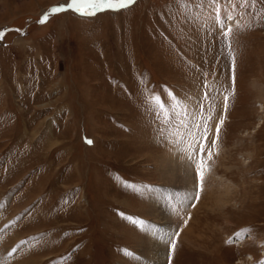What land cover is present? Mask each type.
I'll return each mask as SVG.
<instances>
[{
	"label": "rangeland",
	"instance_id": "1",
	"mask_svg": "<svg viewBox=\"0 0 264 264\" xmlns=\"http://www.w3.org/2000/svg\"><path fill=\"white\" fill-rule=\"evenodd\" d=\"M69 2L0 0V264H264V0Z\"/></svg>",
	"mask_w": 264,
	"mask_h": 264
},
{
	"label": "snow or ice",
	"instance_id": "2",
	"mask_svg": "<svg viewBox=\"0 0 264 264\" xmlns=\"http://www.w3.org/2000/svg\"><path fill=\"white\" fill-rule=\"evenodd\" d=\"M133 0H70L67 4V8L73 9L78 13L87 15L94 14L91 12H81L82 7L88 6L90 9H100V10H119L124 8L128 4L132 3ZM63 10L62 8H54L53 12H59ZM43 22V21H42ZM227 99V97H225ZM87 143H92L91 141H86Z\"/></svg>",
	"mask_w": 264,
	"mask_h": 264
},
{
	"label": "bare ground",
	"instance_id": "3",
	"mask_svg": "<svg viewBox=\"0 0 264 264\" xmlns=\"http://www.w3.org/2000/svg\"><path fill=\"white\" fill-rule=\"evenodd\" d=\"M176 158V157H175ZM187 159H185V161H186ZM185 161H184V158L182 157V158H180V156H179V159L177 158L176 160L174 159V161H173V163L174 164H176L177 166H174V173H176V174H181L180 176H181V183L178 181V183H180L181 185H182V188L184 189V191L185 190H187V189H189V184H188V169L187 168H189L188 166L189 165H187V163H185ZM189 164H191V163H189ZM168 167V166H167ZM170 169V168H169ZM167 171V170H166ZM172 171V170H171ZM175 174V175H176ZM179 179V178H178ZM179 194V193H178ZM176 200V199H175ZM177 201V200H176ZM180 202V201H179ZM146 245V244H145Z\"/></svg>",
	"mask_w": 264,
	"mask_h": 264
}]
</instances>
